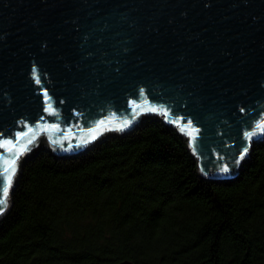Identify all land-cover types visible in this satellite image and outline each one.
Segmentation results:
<instances>
[{"label":"water","instance_id":"obj_1","mask_svg":"<svg viewBox=\"0 0 264 264\" xmlns=\"http://www.w3.org/2000/svg\"><path fill=\"white\" fill-rule=\"evenodd\" d=\"M148 119L201 180L237 179L264 139V0H0V219L38 152L76 157Z\"/></svg>","mask_w":264,"mask_h":264},{"label":"trees","instance_id":"obj_2","mask_svg":"<svg viewBox=\"0 0 264 264\" xmlns=\"http://www.w3.org/2000/svg\"><path fill=\"white\" fill-rule=\"evenodd\" d=\"M0 264H264V139L237 179L201 180L160 120L88 152L25 162Z\"/></svg>","mask_w":264,"mask_h":264},{"label":"snow or ice","instance_id":"obj_3","mask_svg":"<svg viewBox=\"0 0 264 264\" xmlns=\"http://www.w3.org/2000/svg\"><path fill=\"white\" fill-rule=\"evenodd\" d=\"M153 110H155V109H153ZM101 123H103V122H101ZM125 124H127V121H125ZM248 135H251V134H248ZM12 163H14V161ZM224 170L227 171V169H224ZM7 171H8V169L5 168V172H7ZM7 179H8L9 182L11 181V177L10 176ZM3 193H4V196L6 197L7 194H8V187L7 186L4 187ZM4 204H5V200L0 199V205H4Z\"/></svg>","mask_w":264,"mask_h":264}]
</instances>
